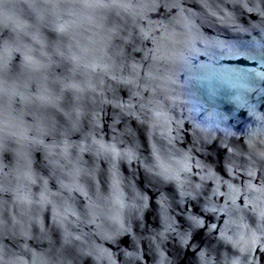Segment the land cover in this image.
I'll return each instance as SVG.
<instances>
[{
	"label": "water",
	"instance_id": "95a60500",
	"mask_svg": "<svg viewBox=\"0 0 264 264\" xmlns=\"http://www.w3.org/2000/svg\"><path fill=\"white\" fill-rule=\"evenodd\" d=\"M0 50V264H264V0H0Z\"/></svg>",
	"mask_w": 264,
	"mask_h": 264
},
{
	"label": "snow or ice",
	"instance_id": "6c2138e0",
	"mask_svg": "<svg viewBox=\"0 0 264 264\" xmlns=\"http://www.w3.org/2000/svg\"><path fill=\"white\" fill-rule=\"evenodd\" d=\"M3 55H4L3 50H0V59H3ZM191 222L194 226H200L201 224V221L195 216L191 217Z\"/></svg>",
	"mask_w": 264,
	"mask_h": 264
}]
</instances>
